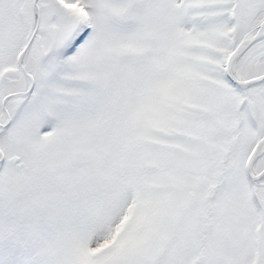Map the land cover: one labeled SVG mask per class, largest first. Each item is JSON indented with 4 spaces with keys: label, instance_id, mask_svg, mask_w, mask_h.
Returning a JSON list of instances; mask_svg holds the SVG:
<instances>
[{
    "label": "snow or ice",
    "instance_id": "1",
    "mask_svg": "<svg viewBox=\"0 0 264 264\" xmlns=\"http://www.w3.org/2000/svg\"><path fill=\"white\" fill-rule=\"evenodd\" d=\"M0 264H264V0H0Z\"/></svg>",
    "mask_w": 264,
    "mask_h": 264
}]
</instances>
